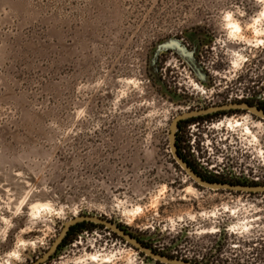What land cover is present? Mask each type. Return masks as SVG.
<instances>
[{"label":"rangeland","instance_id":"obj_1","mask_svg":"<svg viewBox=\"0 0 264 264\" xmlns=\"http://www.w3.org/2000/svg\"><path fill=\"white\" fill-rule=\"evenodd\" d=\"M169 40L203 80L154 63ZM242 79L264 87L259 0H0V264H34L82 215L180 260L264 264V194L199 186L170 145L174 119L237 101ZM179 141L206 178L264 186V119L224 113ZM159 263L95 229L43 264Z\"/></svg>","mask_w":264,"mask_h":264},{"label":"water","instance_id":"obj_2","mask_svg":"<svg viewBox=\"0 0 264 264\" xmlns=\"http://www.w3.org/2000/svg\"><path fill=\"white\" fill-rule=\"evenodd\" d=\"M168 51L177 52L185 61H187L189 66L194 70L195 74L200 79L202 80L204 79L201 68L196 63L194 52H189L187 48L179 40H169L159 45L155 53L154 63L156 62L160 54L164 52H168ZM239 109L247 111L248 113H251L252 115L257 116L261 119H264V111L248 106V105H243V104H231V105H225V106H220V107H211L208 109L190 111L174 119L171 125V130H170V145H171L172 155H173L174 160L187 173V175L195 183H197L199 186L203 188H207L213 191H231V192H238V193L264 194V186H240V185H231V184H223V183H212V182L206 181L201 176H199L197 173H195L178 154V149L176 145V134L178 132V126L181 122L189 120V119L213 115L219 112L239 110ZM80 223H94L97 225L104 226L106 230H110L111 232L115 233L118 237H120L126 243L138 249L143 254H145L147 257L155 260L156 262H160L162 264H198V263H192V262L184 261L180 259H172L167 256L157 254L154 251H152L150 248L144 246L141 242L136 240L134 237L126 233L115 223L110 222L102 217L92 216V215L77 216L74 219H71L68 223H66L65 227L63 228L59 237L53 244L52 248L39 261L35 262L34 264H43L47 262L48 260H50V258L58 251L60 245L63 243L70 229L73 226H76L77 224H80Z\"/></svg>","mask_w":264,"mask_h":264},{"label":"trees","instance_id":"obj_3","mask_svg":"<svg viewBox=\"0 0 264 264\" xmlns=\"http://www.w3.org/2000/svg\"><path fill=\"white\" fill-rule=\"evenodd\" d=\"M180 41V40H179ZM183 44V43H182ZM187 50L189 52H192L191 50L188 49V47L183 44ZM164 53H173L176 57H178L179 59L183 60L184 62L187 63V61H185L177 52L175 51H168V52H164ZM163 54V53H162ZM194 57H195V53H194ZM196 60V58H195ZM196 63L198 65V62L196 60ZM188 64V63H187ZM189 65V64H188ZM191 68V67H190ZM191 70L194 72V70L191 68ZM213 116H219V114H213V115H208V116H204V117H199V118H194V119H189V120H186V121H183L179 124L178 126V132H177V136H176V145H177V149H178V154L179 156L189 165V167L195 172L196 170L193 168L192 164L190 163L187 155H186V151L184 149L181 148L180 146V141L178 140L179 138V132L181 131V128L183 125H187V126H190V125H194L196 123H198L199 121H205V120H211L213 119ZM204 179V178H203ZM208 181V180H206ZM209 182H212V183H221L219 182L217 179H211ZM121 228V227H120ZM95 229H101V230H106L104 226H101V225H97V224H94V223H80V224H77L76 226H73L68 235L66 236V238L64 239L63 243L60 245L59 249L57 252H59L63 247H65L66 245L70 244L78 235H80L81 233L83 232H92L94 231ZM106 231H109L110 233H112L113 235L117 236L115 233L111 232L110 230H106ZM142 243V242H141ZM144 246L150 248L148 245L142 243ZM152 250V249H151ZM154 251L155 253L157 254H161L163 256H167L169 258H172V259H179V257H174V256H171V255H167L165 253H162V252H159L157 250H152ZM159 263V262H157ZM193 263V262H192ZM160 264V263H159ZM208 264V263H206Z\"/></svg>","mask_w":264,"mask_h":264},{"label":"flooded vegetation","instance_id":"obj_4","mask_svg":"<svg viewBox=\"0 0 264 264\" xmlns=\"http://www.w3.org/2000/svg\"><path fill=\"white\" fill-rule=\"evenodd\" d=\"M243 44H245V43H243ZM242 81H244L248 85V87H245L243 89V91L240 92V94H241L240 97L236 96L237 101H230V100H227L226 98L223 97L221 100H218L216 103H214L213 107H220V106L231 105V104H243V105H248V106H251V107H254V108H257L259 110L264 111V87L262 89H260L258 87L259 82H256V81L252 82V81H250V79L249 80L248 79H242ZM225 100H226V102H225ZM236 111H244V110H241V109L231 110V111L219 112L216 114H219V116H222L224 113H226L228 115L230 112L233 113ZM244 112H247V111H244ZM178 140H179V138H178ZM197 174L199 176H201L202 178H204V180H208V181L211 180L210 178H206L205 176L199 174L198 172H197ZM247 179L255 182V179H251L250 177ZM217 180L223 184L240 185V186H245V183H250L246 179H242V178L238 179L239 182H225L223 180H219V179H217ZM256 183H257L256 185H260V184H258L259 182H256ZM248 185H251V183Z\"/></svg>","mask_w":264,"mask_h":264},{"label":"snow or ice","instance_id":"obj_5","mask_svg":"<svg viewBox=\"0 0 264 264\" xmlns=\"http://www.w3.org/2000/svg\"><path fill=\"white\" fill-rule=\"evenodd\" d=\"M260 4H264V0H259ZM228 19H231V17H228Z\"/></svg>","mask_w":264,"mask_h":264},{"label":"bare ground","instance_id":"obj_6","mask_svg":"<svg viewBox=\"0 0 264 264\" xmlns=\"http://www.w3.org/2000/svg\"><path fill=\"white\" fill-rule=\"evenodd\" d=\"M235 29L238 31V30H240V28L238 27V26H235Z\"/></svg>","mask_w":264,"mask_h":264},{"label":"built area","instance_id":"obj_7","mask_svg":"<svg viewBox=\"0 0 264 264\" xmlns=\"http://www.w3.org/2000/svg\"><path fill=\"white\" fill-rule=\"evenodd\" d=\"M247 178H249V177H247ZM255 182H259V179H255Z\"/></svg>","mask_w":264,"mask_h":264}]
</instances>
